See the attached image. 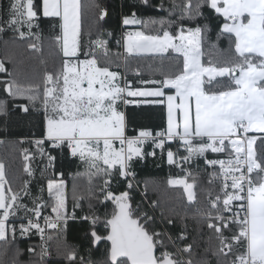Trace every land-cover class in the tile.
Segmentation results:
<instances>
[{"label": "snow or ice", "instance_id": "1", "mask_svg": "<svg viewBox=\"0 0 264 264\" xmlns=\"http://www.w3.org/2000/svg\"><path fill=\"white\" fill-rule=\"evenodd\" d=\"M128 8L116 52L115 33L99 23L109 15L100 3L89 5L87 32L82 0L0 8V38L11 33L8 43L41 57L45 39L50 45L33 79L9 71L10 55L0 58V116L11 107L42 116L33 149H22L27 178L14 184L0 160V243L39 236V251L27 249L36 257L30 264H51L49 241L71 219L88 247L58 253L62 264H264V0H168L158 6L166 17L147 20ZM141 57L161 61L147 79L129 64ZM132 103L163 105L166 126L130 131ZM53 152L82 167L71 174V197ZM37 156L46 164L34 190ZM148 156L179 170L166 184L186 209L196 206L191 217L141 188L134 165Z\"/></svg>", "mask_w": 264, "mask_h": 264}, {"label": "trees", "instance_id": "2", "mask_svg": "<svg viewBox=\"0 0 264 264\" xmlns=\"http://www.w3.org/2000/svg\"><path fill=\"white\" fill-rule=\"evenodd\" d=\"M9 0H0V8L7 9ZM95 3H100L108 9L109 15L105 18V21H100L102 29L105 31H112L115 33L114 37L110 40V47L113 52L120 51L119 46L116 44V40L120 36V19L122 14L129 12L128 5L135 4L134 9L137 13V17L142 20H147L149 18L158 19L160 17H166L167 12L158 10V6L161 2L167 7L168 0H149V5H143L140 0H82L85 5L83 25L85 32H87L89 26L93 23L95 17L92 12L89 11V5ZM139 26H128V29L135 30ZM11 33L3 35L0 38V58L6 55L12 57L13 62H6V66L9 71L13 70H23L20 72L21 80H28L36 78L37 74L40 72L42 65L40 64L41 59L49 60L50 45L47 39L44 41V52L41 57L39 54H32L25 51L22 46L12 45L8 43L10 41ZM222 47H226V43H222ZM161 61L159 59L153 60L150 57H141L130 59L129 64L131 68H135L137 65L141 68V73L145 79H147L153 72L157 71V68ZM165 64L168 61H164ZM151 65V67H150ZM51 64L49 63V67ZM122 70L123 67L121 68ZM4 74L0 73V77ZM128 76L134 75L133 71L129 70L127 72ZM134 79L133 81H135ZM168 91V90H166ZM2 95V94H0ZM126 114L129 120V130L133 128H138L140 126L148 127L149 129H154L155 131L161 130L165 127V108L163 105H153V104H142V105H128L126 108ZM6 130V131H5ZM42 132V116L34 113H24L15 107H11L7 116H0V139L4 140V143H0V160H3L7 165V170L9 172V177L14 184L19 183L22 179L27 178L26 174L23 172V156L21 154L22 149L29 148L33 149V145L28 143L29 140L39 138ZM25 141L23 144L18 143V141ZM150 150V149H149ZM53 155L57 156L55 163L56 170H62L67 179L69 197H71V188L73 184V179L71 174L77 171H82V167L78 162H73L67 157H62L59 152H53ZM32 168L35 171V179L33 180L34 190L37 187V182L41 180V170L44 169L41 161H34ZM137 180L140 182L141 188L144 187L145 183L150 189V195L159 196L162 202L175 207L176 211L181 215L187 210L189 217L195 211V205L191 208L186 209V206L181 203V193L170 189L166 180L169 175L178 172V169L171 168L166 161H161L159 156L150 157L147 159L139 161L134 165ZM48 173H46L47 175ZM136 199L139 196L136 195ZM69 208L71 209V199H69ZM79 211V210H77ZM198 225L194 220H189V230L192 232V236L199 240V233L196 231ZM54 238L49 241L50 251L52 256L49 258L51 264H62V253L69 247H75L86 250L88 247V242L85 239L84 231L78 220H69L65 231L60 235L59 239ZM40 241L30 238V239H16L15 243L4 245L0 243V261H4L5 264H13V261L18 259L19 264H30V262L35 261L36 257L27 251L29 247H35L39 251ZM5 248L7 252L5 253ZM16 249L20 250V254L16 256ZM103 248L101 246L100 252L93 253L94 259H99Z\"/></svg>", "mask_w": 264, "mask_h": 264}, {"label": "built area", "instance_id": "3", "mask_svg": "<svg viewBox=\"0 0 264 264\" xmlns=\"http://www.w3.org/2000/svg\"><path fill=\"white\" fill-rule=\"evenodd\" d=\"M128 30H131V29H128ZM120 51H122L121 48H120ZM121 70H122V69H121ZM122 71H123V70H122ZM128 77H129L130 79H132V80L136 79L135 75L128 76ZM130 99H132V100H134V101H139V100H140L139 97H134V98H130ZM129 105H140V104L132 103V104H129ZM21 153H22V151H21ZM150 157H152V156H150ZM69 220H71V219H69ZM49 231H51V230H49ZM17 238H18V239H30V238H34V239H36V240H38V241L41 242L40 237H39V236H36V235L31 236L30 238H20L19 236H17Z\"/></svg>", "mask_w": 264, "mask_h": 264}, {"label": "rangeland", "instance_id": "4", "mask_svg": "<svg viewBox=\"0 0 264 264\" xmlns=\"http://www.w3.org/2000/svg\"><path fill=\"white\" fill-rule=\"evenodd\" d=\"M132 26H136V25H132ZM22 154V153H21ZM23 156V155H22ZM36 160H38V161H41V158L39 157V156H37L35 159H33L32 161H31V167L33 166V162L34 161H36ZM23 161H24V159H23ZM42 162V161H41ZM24 164H25V161H24ZM45 164H46V160L44 161V162H42V166H44L45 167Z\"/></svg>", "mask_w": 264, "mask_h": 264}, {"label": "crops", "instance_id": "5", "mask_svg": "<svg viewBox=\"0 0 264 264\" xmlns=\"http://www.w3.org/2000/svg\"><path fill=\"white\" fill-rule=\"evenodd\" d=\"M140 100L144 99V98H141L139 97ZM143 103H140V105H142ZM165 113H166V109H165ZM165 126H166V116H165Z\"/></svg>", "mask_w": 264, "mask_h": 264}]
</instances>
